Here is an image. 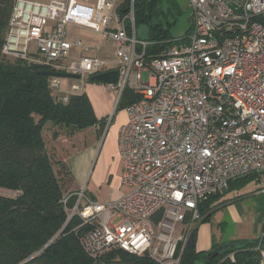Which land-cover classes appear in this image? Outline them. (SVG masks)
Masks as SVG:
<instances>
[{"label":"built area","instance_id":"built-area-1","mask_svg":"<svg viewBox=\"0 0 264 264\" xmlns=\"http://www.w3.org/2000/svg\"><path fill=\"white\" fill-rule=\"evenodd\" d=\"M125 1L15 0L3 53L36 56L48 71L78 76L66 84L50 79L56 100L66 103L87 79L107 71L101 46L69 41L67 28H85L114 45L118 79L106 87L118 99L126 88L139 96L125 108L118 134L120 182L128 192L108 203L78 192L71 216L93 226L81 245L97 264H123L119 251L180 264L200 203L248 176L264 193V0H186L188 32L148 60L133 0L123 14ZM72 49L85 55L70 57ZM257 242L264 264V231ZM228 260L234 263L232 254Z\"/></svg>","mask_w":264,"mask_h":264},{"label":"trees","instance_id":"trees-1","mask_svg":"<svg viewBox=\"0 0 264 264\" xmlns=\"http://www.w3.org/2000/svg\"><path fill=\"white\" fill-rule=\"evenodd\" d=\"M163 1L132 2L135 30L139 25L146 28V36L141 40L147 43V60L160 54L172 39L169 28L174 21H168L160 11ZM14 3L15 0H0V264H97L81 245L82 237L93 226L81 225L78 215L66 222V210L74 207L77 195L68 192L70 169L49 152L43 131L48 130L54 141L60 135L70 137L101 121L84 93L70 96L66 103L56 100L50 89L51 78L37 73L48 71V66L3 53ZM123 4L126 14L130 0ZM160 13L166 28L154 19ZM138 99L134 91L126 88L116 108L124 109ZM250 177L254 178H246ZM66 195L70 197L63 205ZM203 203L198 206L200 219L206 215L203 206L207 202ZM160 216L161 211L154 219ZM257 243L238 241L214 259L204 261L206 253L196 252L193 232L180 264H260L261 257L255 251ZM231 254L234 263L228 260ZM117 255L123 264H153L120 251ZM114 256L106 255L103 260Z\"/></svg>","mask_w":264,"mask_h":264},{"label":"crops","instance_id":"crops-1","mask_svg":"<svg viewBox=\"0 0 264 264\" xmlns=\"http://www.w3.org/2000/svg\"><path fill=\"white\" fill-rule=\"evenodd\" d=\"M106 65V72L117 71L119 67L118 63L114 65L107 60ZM106 90L111 89L106 87ZM106 90L102 96H97L95 88L90 86L83 87L82 91L101 123L70 137L60 135L54 140L65 138L62 149L68 157L62 161L68 163L72 176L68 191L76 194L83 191L87 199L97 203L116 201L128 192L120 182L118 151L119 129L127 121L126 107L117 109L118 92ZM52 152L55 155L57 150L53 148ZM253 181L255 179L250 177L232 182L226 191L206 201L203 206L206 215L197 222L194 230L196 252L228 249L238 241L258 240L264 231V193L259 190L257 181L252 186Z\"/></svg>","mask_w":264,"mask_h":264},{"label":"rangeland","instance_id":"rangeland-1","mask_svg":"<svg viewBox=\"0 0 264 264\" xmlns=\"http://www.w3.org/2000/svg\"><path fill=\"white\" fill-rule=\"evenodd\" d=\"M80 2L87 3L88 0H80ZM172 3H174L173 6H172ZM160 6H161L160 11L162 10L166 14V19L170 22L174 21V23L171 24V26L169 28L170 37L175 38V39L183 37L186 34L187 30L189 29V15H190V13H189V10L187 8L186 0H171L170 3H169V1L164 0L162 3H160ZM154 19L156 21H161L163 28L167 27L166 23H165V18H163V15L161 13L158 14L157 17H154ZM67 30H68V34H69V36H68L69 41L73 42L75 40H81V41H83L87 44H90L92 46L100 45L101 50L98 53L100 58L106 59L108 62H110L114 65L118 63V59L114 55V45L111 42L105 43L100 35L95 34L92 31H89L85 28L68 27ZM136 35H137L138 39H143L146 36V28L142 25L137 26L136 27ZM94 54H95L94 51L91 50L87 55L91 56ZM81 55H85V54H83L82 51L79 49H72L70 51V57L81 56ZM30 59L32 61L35 60L33 62H36L37 57L32 56V57H30ZM143 78L145 80V75ZM71 81H72V79H65L64 84L70 83ZM85 86H88V87L90 86V87L95 88V90H96L95 94H97V96H102V94L104 92L103 90H106V84L89 81V79L86 80ZM85 86H84V88H85ZM110 91L115 93V91H112V90H109L107 92H110ZM115 94H117V93H115ZM48 134H50L49 131L45 129L44 130V136L47 140L48 147L51 148V150L49 149V152L53 151V148H54V150H57V153L54 155L56 157V159H61V160L67 159V157H68L67 153L62 149L63 144H65L64 143L65 138L60 137L58 139V141L53 142L50 140V137ZM66 164H67V166H69L68 163H66ZM66 183H67L66 184V187H67L69 182H66ZM255 183H256V180L251 183L252 186ZM257 186H258V188H260L259 184ZM68 192H70V191H68ZM8 195H12V194H8ZM71 210H72V208L66 210L67 215H68L66 222H68V220L71 218ZM120 221H121L120 218H115L112 221V224L117 225ZM199 221H200V219H199ZM197 264H202V262H198Z\"/></svg>","mask_w":264,"mask_h":264},{"label":"water","instance_id":"water-1","mask_svg":"<svg viewBox=\"0 0 264 264\" xmlns=\"http://www.w3.org/2000/svg\"><path fill=\"white\" fill-rule=\"evenodd\" d=\"M38 74H42L45 75L47 77H57V78H61V79H77L78 76L73 75V74H68V73H60V72H51V71H41V72H37ZM118 79V72L117 71H108L105 73H101V74H97L94 75L92 77H90V80L93 82H97V83H103V84H113L116 83ZM225 249V248H217L214 249L208 253L205 254L204 256V261H210L212 259H214L215 257H217L219 254H221Z\"/></svg>","mask_w":264,"mask_h":264}]
</instances>
